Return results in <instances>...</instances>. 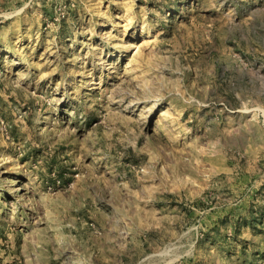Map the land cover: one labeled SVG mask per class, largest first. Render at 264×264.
I'll return each mask as SVG.
<instances>
[{
    "label": "rangeland",
    "instance_id": "rangeland-1",
    "mask_svg": "<svg viewBox=\"0 0 264 264\" xmlns=\"http://www.w3.org/2000/svg\"><path fill=\"white\" fill-rule=\"evenodd\" d=\"M0 264H264V0H0Z\"/></svg>",
    "mask_w": 264,
    "mask_h": 264
}]
</instances>
